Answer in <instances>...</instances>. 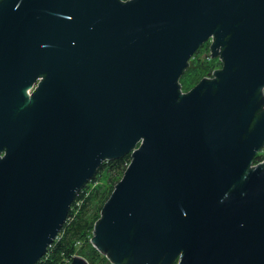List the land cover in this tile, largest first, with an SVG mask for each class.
Returning a JSON list of instances; mask_svg holds the SVG:
<instances>
[{"label": "water", "instance_id": "obj_1", "mask_svg": "<svg viewBox=\"0 0 264 264\" xmlns=\"http://www.w3.org/2000/svg\"><path fill=\"white\" fill-rule=\"evenodd\" d=\"M263 148L264 0H0V264H38L127 154L91 238L112 264H264Z\"/></svg>", "mask_w": 264, "mask_h": 264}, {"label": "trees", "instance_id": "obj_2", "mask_svg": "<svg viewBox=\"0 0 264 264\" xmlns=\"http://www.w3.org/2000/svg\"><path fill=\"white\" fill-rule=\"evenodd\" d=\"M260 159H262V156L258 154L255 158V162L260 161ZM130 161L131 155L127 154L121 158L106 160L102 164L95 178L90 181V183L95 181L99 183L98 180H100L103 170L108 174L107 182L99 183L97 187L94 188H90L89 183L79 191L73 204L75 206L76 200H81L82 203L78 213L73 216L72 219H69L71 214H73L72 210H70L68 219H66L58 235L59 237L53 242L52 246H50L51 249L48 248L47 250L48 252L50 249L49 258L45 259V254L38 264H56L61 261L64 256L73 257L76 253L85 259L91 257L92 264H104L108 261L107 257L93 246L91 238L93 236L94 225L101 217L104 204L112 194L115 185L123 177Z\"/></svg>", "mask_w": 264, "mask_h": 264}, {"label": "rangeland", "instance_id": "obj_3", "mask_svg": "<svg viewBox=\"0 0 264 264\" xmlns=\"http://www.w3.org/2000/svg\"><path fill=\"white\" fill-rule=\"evenodd\" d=\"M211 44L210 42L204 43L194 54V56L189 61V66L181 76V84L185 91L191 90L199 81H201L205 76L211 77L213 70L221 69L223 63L220 61L219 57H211ZM262 159L264 158V148L260 151ZM108 174L105 170L100 176L99 183L107 182ZM90 183V182H89ZM88 183V184H89ZM96 181L90 183V188L97 187L99 184ZM96 202V201H95ZM92 209V208H91ZM79 254H74L73 257ZM80 256V255H79ZM88 264H92V258L86 259ZM104 264H111L109 259Z\"/></svg>", "mask_w": 264, "mask_h": 264}, {"label": "built area", "instance_id": "obj_4", "mask_svg": "<svg viewBox=\"0 0 264 264\" xmlns=\"http://www.w3.org/2000/svg\"><path fill=\"white\" fill-rule=\"evenodd\" d=\"M208 42H210V44L212 45L213 40H210V41H208ZM210 50H211V47H210ZM211 57H212V56H211ZM218 57H219L220 61L223 63L221 57H220V56H217L216 58H218ZM215 70H216V69H215ZM215 70H213V73H212V76H211V77H207V76H205L204 78H211V79H213V78H214ZM204 78H203V79H204ZM180 84H181V82H180ZM37 85H38V83L34 86V88H32L31 90H29V92L32 93V92L35 90V88L37 87ZM181 91H182L183 93L185 92V90H184L183 87H182V84H181ZM258 154L260 155V151H259ZM263 160H264V158H263V159H260V161H258V162H255V161H254V164H253V165H257L258 163L262 162ZM80 191H81V190H80ZM78 194H79V192H78ZM78 194H77V195H78ZM74 201H75V200H74ZM75 203H76L75 206L73 205L74 202H73V204H72V206H71V209H70V210H72V213H73V214H71V216L69 217V219H72L73 216H75V215L78 213L79 207L81 206V203H82V202H81L80 199H77ZM67 219H68V217H67ZM94 227H95V226H94ZM93 231H94V229H93ZM58 237H59V236H58ZM58 237H57V238H58ZM57 238H56V239H57ZM51 246H52V245H51ZM49 248H50V247H49ZM50 249H51V248H50ZM50 249H49V251H50ZM49 251L46 253V255H45V259H48V258H49V255H50ZM73 258H74V257L64 256V257L62 258V260L59 261V262L56 263V264H71Z\"/></svg>", "mask_w": 264, "mask_h": 264}, {"label": "flooded vegetation", "instance_id": "obj_5", "mask_svg": "<svg viewBox=\"0 0 264 264\" xmlns=\"http://www.w3.org/2000/svg\"><path fill=\"white\" fill-rule=\"evenodd\" d=\"M180 80H181V78H180ZM185 92H187V91H185ZM178 263V260H176L173 264H177Z\"/></svg>", "mask_w": 264, "mask_h": 264}]
</instances>
